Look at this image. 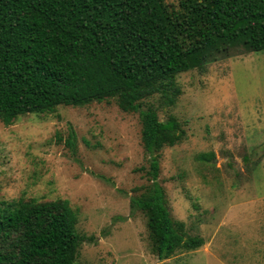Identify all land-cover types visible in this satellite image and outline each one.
I'll use <instances>...</instances> for the list:
<instances>
[{"label": "rangeland", "instance_id": "obj_1", "mask_svg": "<svg viewBox=\"0 0 264 264\" xmlns=\"http://www.w3.org/2000/svg\"><path fill=\"white\" fill-rule=\"evenodd\" d=\"M176 81L174 104L157 93L143 108L186 132L161 150L158 181L201 247L164 260L153 252L147 217L131 207L150 183L140 115L114 99L0 122V205L68 199L84 238L79 264H264V51L240 50Z\"/></svg>", "mask_w": 264, "mask_h": 264}, {"label": "trees", "instance_id": "obj_2", "mask_svg": "<svg viewBox=\"0 0 264 264\" xmlns=\"http://www.w3.org/2000/svg\"><path fill=\"white\" fill-rule=\"evenodd\" d=\"M240 50L264 51V0H0V122L111 99L138 112L150 183L131 207L146 215L152 250L164 260L204 239L172 218L158 181L161 150L186 132L143 100L160 93L174 104L177 75ZM77 224L68 199L0 205V264H79Z\"/></svg>", "mask_w": 264, "mask_h": 264}]
</instances>
